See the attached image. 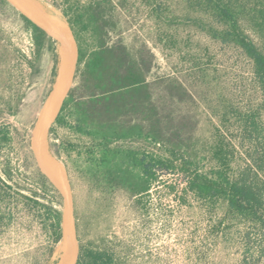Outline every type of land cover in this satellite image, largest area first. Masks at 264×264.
<instances>
[{"label": "rangeland", "instance_id": "1", "mask_svg": "<svg viewBox=\"0 0 264 264\" xmlns=\"http://www.w3.org/2000/svg\"><path fill=\"white\" fill-rule=\"evenodd\" d=\"M36 1L67 25L76 46L55 111L78 84V50L87 58L101 45L124 47L149 85V101L113 126L94 127L70 103L47 127L46 148L68 185L79 264H88L89 251L102 253L100 264H264V232L229 213L224 200L185 190L192 171L244 166L250 143L240 123L257 111L264 124L251 60L208 31L221 24L195 0ZM56 46L52 30L35 31L0 0V175L8 184L0 197V264L69 263L56 241L64 197L30 139L58 76ZM220 150L229 152L227 170ZM143 156L170 167H157L140 192Z\"/></svg>", "mask_w": 264, "mask_h": 264}, {"label": "trees", "instance_id": "2", "mask_svg": "<svg viewBox=\"0 0 264 264\" xmlns=\"http://www.w3.org/2000/svg\"><path fill=\"white\" fill-rule=\"evenodd\" d=\"M194 2L212 20L221 24L220 31L209 25L208 31L211 36L234 43L251 60L253 77L260 91V104L264 108V0ZM21 16L35 31H48L23 14ZM76 69L78 84L68 91V97L63 99L60 109L62 111L72 103V107L84 120L100 130L113 126L119 118L142 108L144 102L150 99L145 74L124 47L101 45L87 58L78 50ZM240 124L244 138L250 143V148L246 152L248 162L237 171L232 170L229 173L225 170L216 174L192 171L187 177L185 190L203 200H224L229 213L248 221L259 231L264 232V177L260 174L264 170V124L257 111L246 115ZM119 132H121L119 136L124 134L122 131ZM151 136L152 139H156L149 134V137ZM227 153L229 152L223 150L218 153L225 156L222 164L226 170L229 168ZM139 167L142 174L139 191L144 192L155 179L157 167L169 169L170 165L163 159L143 156L139 159ZM40 168L58 186L51 175L43 167ZM5 188H8V184L0 175V197ZM55 217L56 241H59L63 234V220L61 224L59 211L55 212ZM87 262L100 264L107 261L102 253L89 251ZM76 264H79V258Z\"/></svg>", "mask_w": 264, "mask_h": 264}, {"label": "water", "instance_id": "3", "mask_svg": "<svg viewBox=\"0 0 264 264\" xmlns=\"http://www.w3.org/2000/svg\"><path fill=\"white\" fill-rule=\"evenodd\" d=\"M5 1L8 2L11 6H13L16 10H18L25 17H27L28 19L37 23L41 27H44L48 30H58V31L66 34V28L59 21L50 18L45 12L34 7L30 3H28L26 0H5ZM68 30H69V28H68ZM69 32H70V30H69ZM72 42L75 45L74 39H73L72 34H71L70 38L69 37L67 38L66 58H65L63 68L59 72V74L56 78V81H55L51 91L49 92V94L46 98V101L44 103V106H43L45 118H46V121L48 122V125L51 122V120L55 117L56 112L60 108L62 101H63V99H61L59 107L57 108L56 111H53L54 99H55L59 89L67 81H69V78L72 74V70H73V67L75 64L76 55H75L74 61L71 58V43ZM75 50H76V46H75ZM76 54H77V52H76ZM39 152L43 154V152L41 150H39ZM43 155L49 157L54 162L59 163L51 154L50 155L43 154ZM61 193L63 194V197H64V203H65L64 204V211L66 210L67 224H68V238H69V243H70V250H69L70 258H69L68 264H76L77 259H78V246H77L76 238H75L74 216H73V211H72V206H71L70 194H69V190H68V192H62L61 191ZM63 218H64V212H63Z\"/></svg>", "mask_w": 264, "mask_h": 264}, {"label": "bare ground", "instance_id": "4", "mask_svg": "<svg viewBox=\"0 0 264 264\" xmlns=\"http://www.w3.org/2000/svg\"><path fill=\"white\" fill-rule=\"evenodd\" d=\"M31 5H35L34 7L40 8L43 12H45L50 18L55 19L59 21L65 28H66V34L58 31V30H52L53 34L56 37L57 40V46H56V53L58 57V65L57 70L58 74L63 68L65 58H66V45H67V38L71 36V33L69 32L67 25L59 19L57 16L48 13L42 9V7L39 5V3L36 0H26ZM36 7V8H37ZM45 8V7H44ZM76 55V50L74 43H71V58L74 61ZM68 82V81H67ZM67 82L59 89L54 102H53V111H55L56 104L60 101V98L62 97L65 87L67 85ZM43 114V115H42ZM48 126V122L46 121L44 110L42 108L41 116L39 120L36 122V124L32 127L30 131V139H31V146L32 150L36 153L37 159L40 162L41 166L51 175V177L56 181V183L60 186V188L53 182V180L48 176V174L45 173V175L50 179V181L62 192H68L67 183L64 178V172L62 167L54 162L52 159H50L47 156H44L43 154L50 155L46 148V140H45V134L46 129ZM39 150L43 152L40 153ZM58 250H64L69 251L70 250V243L68 238V224H67V216H66V210L64 212V218H63V234L60 241V244L57 248ZM63 258V257H61ZM62 261V260H61Z\"/></svg>", "mask_w": 264, "mask_h": 264}]
</instances>
